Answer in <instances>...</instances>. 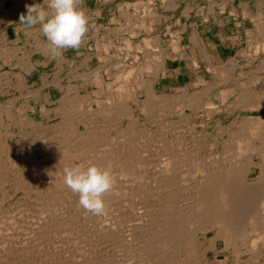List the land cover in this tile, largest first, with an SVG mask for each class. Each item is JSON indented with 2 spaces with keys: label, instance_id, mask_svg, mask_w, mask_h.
<instances>
[{
  "label": "rangeland",
  "instance_id": "obj_1",
  "mask_svg": "<svg viewBox=\"0 0 264 264\" xmlns=\"http://www.w3.org/2000/svg\"><path fill=\"white\" fill-rule=\"evenodd\" d=\"M8 1L11 2V0ZM13 1L14 3L9 5L5 0H0V9H6L0 10V106L4 107L5 110L11 107V110H8L16 116H14L15 120L18 121L16 125L11 126L12 133L2 138L3 144L7 148L0 149L2 152L10 153L12 162H16L15 165L8 167V171L4 173V182H6L3 191L6 192V196L3 193L0 194V264H161V262L163 264H264V237H262L263 239L251 238L252 247H258L256 249L262 256L256 258V253H246L245 251L235 258L233 247L227 246L223 240L217 241L214 230L207 231L209 221L213 220L212 215H210L209 210L206 211V205L200 202L201 200L195 192V187L202 177H208L210 174L222 175L227 169L242 171L243 182L247 185L242 189V192L247 188L248 190L252 189V192H255L253 191L255 189L259 192H255L251 196V192L246 190L248 193L246 197L249 196L247 198L253 199V202L247 199L249 202L246 200L243 203L245 207L241 206L244 207L241 208L243 212L244 209L247 211L241 213V216L245 217L243 223L245 222L247 227L249 226L248 235L255 236L259 232H264L263 223L252 226L248 220V216L253 215V213L264 214V129L254 131L253 135L246 129L251 126L250 120L246 116L264 115V113L238 106L240 103L238 97L242 93L241 96L244 97L245 93L248 94L255 90L261 91L264 88V79L260 78L258 83L253 80L257 77L256 75L259 76L261 73L257 71L260 68L258 66L263 68L260 70L264 74V49L256 52L254 45L251 42L248 43V39L253 41L254 36L259 34V21L255 20L254 22L252 20L250 22L249 28H251L252 34L251 38L245 36L246 43L243 41L242 44L235 45V47L234 44L231 45L235 49L233 48L228 56L225 55L227 59L215 60L217 64H224L230 60L231 64H234V67L227 70V73L233 72V76H230L226 81L227 83L225 82L219 88L225 89V91L231 89L229 95H219L220 90L214 88L208 97L203 98L204 95H201L200 91L204 90L201 89L215 81L210 70L208 73L205 71L206 73L199 77L192 76V81L188 77L180 78L172 75V78L169 79L164 76L159 79V84H157L155 101L143 98L144 100L135 102V104L129 103V107H126L129 109L127 111L118 107L115 108L116 113L114 114L91 116L87 112V95L83 93H91V90L96 87L85 86L81 93L78 86L81 82L80 74L89 71V73L97 74L96 79L98 80L114 76L119 72L118 67L115 66L114 62L111 64L110 62L104 63L106 60L103 59L109 55L112 57L120 55L118 50L111 48L109 53L101 51L104 56L99 58L94 45V21L90 19L89 31L78 51L68 49L62 58L51 57L48 50L43 54L41 51L47 49L46 38L42 36L37 27L36 32L41 34L40 50L33 49V46L29 45L35 31L26 29L20 24V16L26 12H20L19 9L24 6L22 2L33 5L43 3L44 0ZM135 1L125 0L126 3ZM255 1L257 4V0ZM85 3L93 8L96 3L102 5L107 3L110 6L112 2L109 0L106 3L105 0H82L81 6L84 7L83 4ZM224 3L225 0H221L218 5L221 6ZM156 5V9H162L160 4ZM130 10L133 11L134 8ZM122 15L130 16L124 12ZM98 22L105 25L109 24V20L106 18L100 19ZM124 22L126 21L123 20ZM228 26H233V23L229 21ZM227 32H233V30H227ZM111 33L108 34L107 32L105 35L108 40L110 38L114 40L115 34L113 33L110 37ZM210 35L211 32L209 31L207 36ZM137 37L130 36L129 38L135 42V40L142 39L143 36L140 34ZM165 38L163 36V39ZM114 45L121 47L123 42L118 41ZM132 45L133 48L137 47L138 49L140 47L136 43H132ZM248 56L255 58V60L246 65L249 60ZM99 63L101 64L99 65ZM124 63L128 64L129 67L132 66L131 59H125ZM177 64L178 61L170 63L168 66L169 68L174 67V65L176 67ZM239 66L243 69H237ZM95 67L96 70L93 71ZM242 70L248 72L245 74V78L241 73ZM171 72L173 74V71ZM248 78L254 81L253 84H250L252 86L247 85L248 82H251ZM184 85H187V90L183 89ZM74 90L77 92L73 93ZM235 90L238 91V95L234 94V92L236 93ZM175 94L177 95L175 96ZM159 95L161 96L159 97ZM163 95H166V98L174 97L172 101L171 99L169 101ZM221 95H224L223 98L225 97L223 102ZM39 96L40 99L38 100ZM190 97L194 102H191ZM199 97L201 99L198 101ZM234 97H237V101ZM150 100L152 102H149ZM209 101H212L213 104L210 105ZM147 102L151 104L148 103L147 105ZM159 102H163L164 105ZM82 103L87 104V107L85 105L75 106ZM222 103H225L226 106H223ZM49 104L60 109L58 111L53 110L54 107L51 106L50 108ZM143 106L145 108L149 106V109H145ZM161 106L162 108L163 106H165L164 108L167 107L169 111L168 109L160 110ZM64 107L67 109H63ZM171 107L173 108L171 109ZM143 108L145 110L142 113ZM152 109L154 111L150 113ZM146 110L148 113L145 112ZM242 110L244 111L242 112ZM7 121L9 123L10 119ZM22 121L24 123L21 124ZM34 121L36 123L33 124L34 127H31L30 124ZM81 134L84 137L87 136V141L91 142L86 145L87 141L84 143L85 140L82 139ZM75 136H77L76 139H73ZM241 139H244L245 144L248 141L247 144L252 147L250 151L237 155L239 148L237 145ZM77 148L82 149L79 154L76 153ZM121 148L123 149L121 150ZM66 149L69 152H75V154L63 156V150ZM67 150L66 152H68ZM52 153H56L55 158ZM28 155L35 156L37 164H40L30 167L33 157L29 158ZM80 155L84 160L81 159ZM22 162L25 165H21ZM69 163L71 167L75 164L87 165L89 163L111 167L115 178V189L113 188L105 196L108 210L103 218L86 213L78 203V196L73 194L64 184L63 170L70 167ZM26 167L29 173L26 171ZM36 167L37 170L33 172ZM46 170L53 173L47 174L49 172ZM43 171L46 173L45 175ZM47 176L48 178L50 176L48 181H43V184H40L38 178L46 179ZM49 182L53 183L50 184ZM46 183L51 185L48 191L35 187V185L37 187L45 186ZM164 185L166 186L163 187ZM254 203L257 205H253ZM246 205L255 207L258 211L254 212L252 209V213L248 210L251 207ZM77 216L78 218L75 219ZM99 222L109 224L110 230L100 232L98 230ZM242 225L244 226V224ZM183 228L187 229L188 232ZM181 230L186 231L188 241L193 243L192 247L195 246L193 257L186 247L177 244L178 240L174 238L176 235H170L168 232L177 231L175 233L178 234V231ZM11 233L14 234L11 235ZM125 234H128L129 237ZM167 234L175 240L168 237ZM188 234L193 236H188ZM21 241L24 242L21 243ZM195 254L198 256L196 257Z\"/></svg>",
  "mask_w": 264,
  "mask_h": 264
},
{
  "label": "bare ground",
  "instance_id": "obj_2",
  "mask_svg": "<svg viewBox=\"0 0 264 264\" xmlns=\"http://www.w3.org/2000/svg\"><path fill=\"white\" fill-rule=\"evenodd\" d=\"M107 0H105V2H106ZM110 1V0H109ZM119 1V0H118ZM122 1V0H121ZM128 1V0H127ZM96 2V1H95ZM153 2V1H152ZM165 3V2H164ZM121 4V3H120ZM188 4V3H187ZM186 4V5H187ZM106 5H107V3H106ZM170 5V4H169ZM173 5V4H172ZM234 5V4H233ZM16 6V5H15ZM113 6V5H112ZM208 6V5H207ZM221 8H225L226 7V4L224 3V4H221ZM232 6V5H231ZM199 7V6H198ZM95 8V7H94ZM113 8H115L114 6H113ZM151 8V7H150ZM248 8V7H247ZM108 9H109V7H108ZM163 9V8H162ZM190 9H191V7L189 6L188 7V9H186V11L184 12L185 13V15H189L190 14ZM204 9V8H203ZM231 9V8H230ZM84 10V9H83ZM161 10V9H160ZM196 10V9H195ZM198 10V9H197ZM226 10V9H225ZM91 11V10H90ZM111 11V10H110ZM129 11H130V9H129ZM159 11V10H158ZM162 11V10H161ZM204 11V10H203ZM214 9H211V10H209L208 12H207V15L205 14V18L206 19H209L210 17H213L214 19H217L216 18V13H214ZM227 11V10H226ZM251 11V10H250ZM262 11V10H261ZM264 11V10H263ZM109 12V11H108ZM146 12V11H145ZM195 12V11H194ZM216 12V11H215ZM124 13H126V14H128V15H130L131 13H127L126 11L124 12ZM151 13V12H150ZM176 13V12H175ZM183 13V12H182ZM205 13V12H204ZM88 14V13H87ZM180 14V13H179ZM208 14H210V15H208ZM220 14V13H219ZM7 15H9V14H7ZM98 15V14H97ZM165 15H166V13H165ZM204 15V14H203ZM131 16V15H130ZM129 16V17H130ZM196 16V15H195ZM264 16V15H263ZM89 17V16H88ZM170 17V16H169ZM234 17V16H233ZM126 18H128V16L126 17ZM163 18V17H162ZM168 18V17H167ZM187 18V17H186ZM212 18V19H213ZM129 19V18H128ZM148 19L151 21V22H153L152 24H155V26L154 25H152V27H151V25L149 26L148 25ZM264 19V18H263ZM135 20H137V22H138V25H139V27L142 29L141 31L143 32V33H145V35H146V38H145V45L144 46H140L138 49H137V47L136 48H133V45H132V43H131V40L126 36L127 34L126 33H123L122 32V35L120 36V38L121 37H123V45L121 46V47H119V46H115L114 45V40H111V38H110V40H108L107 39V37L105 36V35H107V31H108V29L109 28H102V26H100V27H97V29H96V31H95V35H96V42H95V47H96V49H97V54H98V56H99V58L101 59L104 55L102 54V52L101 51H105V52H107V53H109V51H110V49L111 48H115L116 50H118V52H119V54L120 55H116L115 57H112V56H110L109 54V56L107 57V58H105L104 57V59L103 60H106L104 63H107V62H110V64H111V62H114L115 63V66L116 67H118V70H119V72H117L116 74H114V76H112V77H110V78H103V80H101V79H96V77H98V76H96L97 74H93V73H89V71H84L82 74H80L81 75V77H80V80H81V82H80V84L78 85L79 86V88H80V92L82 93L83 92V88L85 87V86H88L89 88H93V87H96L95 89H92L91 91V93H83V94H85V95H87V104H88V107L86 106L87 104H77V105H75V106H83V105H85L86 107H87V112H88V115H91V116H93V115H103V114H111V113H116V110H115V108H118V107H121V110L122 109H125V111H127V110H129L128 108H126V107H129V103H134L135 104V102H138V101H141V100H144L143 98H146V99H151V100H153V101H155V98H156V94H155V92H157V84H159V79L161 78V77H164V76H166V60H167V58L169 57V54H171V53H175V54H178V55H180V56H183V55H186L187 53L186 52H188V53H190L191 51L193 52V54L195 55V53L196 52H194V50H199L202 46H201V44H200V41H199V35L196 33V32H194L193 33V31H192V33H191V44H189L187 47H185V46H183L182 44H181V35L180 34H182V32L184 31V32H190V30L189 29H187L188 27H185L184 26V24H183V27H185V28H182V32L179 30V31H174L173 33H172V38H171V40H169V42L171 43V44H169V46H170V48H164V47H162V46H160L161 44L159 43V39H158V36H156V37H153V35L151 36V34H152V30L154 29V27H156V29H158V26L160 25V23H161V21H162V19H161V17L159 16H156V14H146V13H144L142 16H140L139 18L137 17V19H135ZM164 20H167V19H164ZM170 20V19H169ZM194 20V19H193ZM227 21V20H226ZM196 22V21H195ZM92 23V22H91ZM94 23V22H93ZM173 24V23H172ZM130 25V24H129ZM170 25V24H169ZM174 25V24H173ZM190 25V24H189ZM193 26H194V23L192 24ZM260 26H261V24H259ZM23 26V25H22ZM178 26V25H177ZM168 27V26H167ZM196 27V26H195ZM19 28V27H18ZM93 28H94V26H93ZM100 28H102V29H100ZM173 28V27H172ZM193 28V27H192ZM134 28H132L131 29V26L130 27H128V25H127V28L126 29H123V31H127V33H132V34H134L135 35V33H136V31L135 30H133ZM181 29V28H180ZM34 31H35V33L33 32V35H32V39H31V41H30V43H29V45L31 46H33V49H39V46H40V44H41V41H40V39H41V34L40 33H38V32H36V30H37V28L36 29H33ZM91 30V29H90ZM93 30V29H92ZM137 31H138V29H137ZM154 31V30H153ZM156 31V30H155ZM230 31V30H229ZM25 32V31H24ZM196 33V34H195ZM239 35V34H238ZM43 36V35H42ZM167 36V35H166ZM212 36V35H211ZM240 36V35H239ZM44 37V36H43ZM242 37V36H241ZM45 38V37H44ZM137 38H139V37H137ZM209 38V37H208ZM131 39H133V38H131ZM170 39V38H169ZM241 39V38H240ZM133 40H135V39H133ZM201 40V39H200ZM119 41H120V39H119ZM165 41V40H164ZM167 41V40H166ZM225 41V40H224ZM229 41V40H228ZM215 42V41H214ZM138 43V42H137ZM252 45H254V47H255V50H256V52H258V51H260L261 49H264V30H262V32H259V34L257 35V36H254V39H253V41H252V43H251ZM203 45V44H202ZM90 46V45H89ZM139 46V45H138ZM228 47V46H227ZM204 48V47H203ZM40 50V49H39ZM47 49H43L41 52L44 54L45 53V51H46ZM82 50V49H81ZM203 49H200V51H199V56H200V58L203 60V62L207 65V67H208V69L211 71V73L214 75L213 77H215V81L214 82H212L211 83V85H205L206 87H203V89H201V90H204V91H200V94L202 95H204L203 96V98H205V97H208L209 95H210V93L212 92V90L214 89V88H218V90H220V92H219V95L220 94H230V92L232 91L231 89H229L228 91H225V89H219L220 88V86L221 85H223V84H225V82L227 81V79L228 78H230V76L232 77L233 76V72L232 73H227V70L229 69V68H232V67H234V64L232 63L231 64V60L229 61V62H227V63H224V64H217V63H215V62H213V57H211L210 55H208V53L206 54L205 52H203L202 51ZM206 50V49H205ZM228 50V49H227ZM240 50V49H239ZM208 51V50H207ZM37 52V51H36ZM81 52V51H80ZM66 53V52H65ZM64 53V54H65ZM78 53V52H77ZM82 54V53H81ZM113 54V53H112ZM79 55V54H78ZM106 55V54H105ZM254 55V54H253ZM80 56V55H79ZM83 56H85V55H83ZM196 56V55H195ZM249 57V60H248V63L246 64V65H249V63L250 62H252L253 60H255V58H253V57H251V56H248ZM69 59V58H68ZM125 59H127V60H132V66H128V64H125L124 63V61H125ZM231 59V58H230ZM43 60V59H42ZM234 60V59H233ZM50 61V60H49ZM62 61V60H61ZM86 61V60H85ZM63 62V61H62ZM87 62V61H86ZM85 62V63H86ZM43 63V62H42ZM66 63V62H65ZM261 63V62H260ZM26 64V63H25ZM41 64V63H40ZM74 64V63H73ZM101 63H99V65H100ZM202 64V63H201ZM85 65V64H84ZM103 66H105L104 64H102ZM72 66V65H71ZM70 66V67H71ZM241 66H243V65H241ZM241 66H239L237 69H241L242 67ZM69 67V66H68ZM67 67V68H68ZM73 67V66H72ZM88 67V66H87ZM198 67V66H197ZM258 67H260L259 69H257V71H259V72H261V73H259V76L258 75H256L257 77V79L256 78H254L253 80H255V82H257L258 83V80L260 79V78H262V79H264V74L262 73V71L260 70V69H263V68H261V66H258ZM103 68H105V67H103ZM248 68V67H247ZM252 68V67H251ZM33 69V68H32ZM98 69V68H97ZM243 69V68H242ZM86 70V69H85ZM88 70V69H87ZM96 70V67H95V69H93V71H95ZM253 70V69H252ZM81 71H83V70H81ZM92 71V72H93ZM241 71V70H240ZM256 71V70H255ZM88 72V73H87ZM168 72V71H167ZM97 73H99V72H97ZM170 73V72H169ZM237 73V72H236ZM244 76V78L246 77L245 76V74L246 73H248V72H244V70H242V72H241ZM172 74V73H171ZM262 74V75H261ZM30 75V74H29ZM28 75V76H29ZM34 75H35V73H34ZM37 76V75H36ZM79 76V75H78ZM209 76H210V73H209ZM30 77V76H29ZM33 77V76H32ZM102 77V76H101ZM234 78V77H233ZM249 79V78H248ZM6 80V79H5ZM213 80V79H212ZM211 80V81H212ZM250 80V79H249ZM251 81V82H248L247 83V85H249V86H252V85H250L251 83L253 84V82L254 81ZM200 81V80H199ZM7 82V81H6ZM204 82V81H203ZM247 82V81H246ZM5 83V82H4ZM191 83V82H190ZM227 83V82H226ZM7 85V84H6ZM183 85V84H182ZM242 85V84H241ZM244 85V84H243ZM187 86V85H186ZM185 85H184V88L183 89H186L187 87H186ZM191 86V85H190ZM238 86H240V85H238ZM237 86V87H238ZM225 87V86H224ZM235 87V86H234ZM61 88H63V87H61ZM76 88V87H75ZM88 88V89H89ZM201 88V87H200ZM244 88V87H243ZM260 88V87H259ZM7 89V88H6ZM10 89V88H9ZM68 89V88H67ZM165 89V88H164ZM193 89V88H192ZM237 89V88H236ZM246 89V88H245ZM244 89V90H245ZM20 90V89H19ZM60 90V89H59ZM62 90V89H61ZM70 90V89H69ZM68 90V91H69ZM187 90V89H186ZM239 90V89H238ZM254 90V89H253ZM64 91V90H63ZM65 91H67V90H65ZM71 91V90H70ZM77 91H78V89H77ZM76 90H74V92L73 93H75V92H77ZM184 91V90H183ZM193 91H195V90H193ZM193 91H192V93H193ZM198 91V90H197ZM217 91V90H216ZM234 91V90H233ZM236 91V90H235ZM241 91V90H240ZM245 91H247V90H245ZM12 92V91H11ZM35 92V91H34ZM203 92V93H202ZM251 93H248V94H246L245 93V95H244V97H242L241 95L243 94H241L239 97H238V100H239V104H238V106L240 107V108H245V109H247V110H249V109H251V110H259V111H261V112H263L264 113V88L260 91H258V90H255V91H250ZM218 93V92H217ZM238 93V91H236V93L234 92V94H236V95H238L237 94ZM38 94V93H37ZM46 94V93H45ZM44 94V95H45ZM77 94V93H76ZM165 94V93H164ZM167 94V93H166ZM169 94V93H168ZM181 94V93H180ZM183 94V93H182ZM67 95V94H66ZM78 95V94H77ZM177 94H175V96H176ZM183 95H185V93L183 94ZM46 96V95H45ZM44 96V97H45ZM47 96H48V94H47ZM161 95H159V97H160ZM164 96V95H163ZM166 96V95H165ZM164 96V97H165ZM169 96V95H168ZM197 96V95H196ZM215 96V95H214ZM223 96L224 95H221V101L223 102V101H225V97L223 98ZM234 96V95H233ZM34 97H35V95H34ZM37 97V96H36ZM63 97V96H62ZM78 97V96H77ZM173 97L174 96H170V97H168V98H166V99H169V101H170V99H171V101H172V99H173ZM183 97V96H182ZM202 97V96H201ZM201 97H199V99H198V101L201 99ZM32 98H33V95H32ZM79 98V97H78ZM164 98V99H165ZM191 98V97H190ZM233 98V97H232ZM235 98V97H234ZM8 99V98H7ZM40 99V96H39V98H38V100ZM45 99H47V98H45ZM44 99V100H45ZM61 99V98H60ZM84 99V98H83ZM158 99V98H157ZM164 99H163V101H164ZM165 99V100H166ZM188 99H189V97H188ZM236 99V101H237V97L235 98ZM35 100V99H34ZM38 100H36V101H38ZM63 100V99H62ZM61 100V101H62ZM78 100V99H77ZM149 101V102H152V101ZM210 100H212V99H210ZM231 100V99H230ZM7 101V100H6ZM8 101H9V99H8ZM13 101V100H12ZM84 101V100H83ZM94 101V103L92 104V102ZM189 101V100H188ZM197 101V102H198ZM206 101V100H205ZM235 101V100H234ZM9 102H11V101H9ZM39 102V101H38ZM149 102H147V105H148V103ZM165 102V101H164ZM191 102H194V101H192V98H191ZM210 102V105L211 104H213V103H211L212 101H209ZM59 103V102H58ZM154 103V102H153ZM160 103V102H159ZM163 102H161L160 104H162ZM206 103V102H205ZM220 103V102H219ZM218 103V104H219ZM231 103V102H230ZM236 103V102H235ZM144 104V103H143ZM145 104H146V102H145ZM149 104H151V103H149ZM158 104V103H157ZM159 104V105H160ZM209 104V103H208ZM237 104V103H236ZM10 105V104H9ZM50 105V104H49ZM48 105V106H49ZM60 105V104H59ZM153 105V104H152ZM154 105H156V104H154ZM163 105H164V103H163ZM185 105V104H184ZM217 105V104H216ZM222 105L223 106H226L225 105V103H222ZM234 105V104H233ZM51 106H53L54 107V105H50L49 107L51 108ZM66 106V105H65ZM146 106V105H145ZM150 106V105H149ZM148 106V107H149ZM158 106V105H157ZM169 106H170V104H169ZM171 106H173L172 104H171ZM179 106V105H178ZM195 106V105H194ZM222 106V107H223ZM44 107H45V105H44ZM125 107V108H124ZM138 107V106H137ZM136 107V108H137ZM144 107V106H143ZM148 107H146V108H148ZM151 107V106H150ZM165 106H163V108H162V106L160 107V110L161 109H170V107H168V105H167V107L166 108H164ZM207 107V106H206ZM216 107V106H215ZM221 107V106H220ZM219 107V108H220ZM230 107V106H229ZM11 108V107H10ZM9 107H8V109H10ZM23 108V107H22ZM40 108V107H39ZM67 109V107H64L63 109ZM70 108V107H69ZM145 108V107H144ZM142 109L141 111H142V113L144 112L143 110H145V109ZM173 107H171V109H172ZM211 108V107H210ZM8 109H6L5 110V108L4 107H2V106H0V149H2V148H5L6 147V145H4L3 144V140H2V138L3 137H5V136H7L8 134H11L12 133V128H11V126L12 125H16V123L18 122V121H16L15 120V115L14 114H12V112L10 111V110H8ZM14 109V108H13ZM16 109V108H15ZM20 109V108H19ZM53 110H56V111H58L60 108L59 107H54V108H52ZM62 109V108H61ZM62 109V110H63ZM65 109V110H66ZM130 109H132L131 108V106H130ZM133 109H135V108H133ZM149 109V108H148ZM155 109H156V107H155ZM159 109V108H158ZM169 109H168V111H169ZM212 109V108H211ZM225 109V108H224ZM81 110H82V108H81ZM115 110V111H114ZM218 110V109H217ZM233 110V109H232ZM18 111V110H17ZM50 111V110H49ZM152 111H154L153 109L151 110V112L150 113H152ZM165 111V110H164ZM164 111H161L162 113L164 112ZM214 111V110H213ZM216 111V110H215ZM219 111V110H218ZM234 111V110H233ZM244 110H242V112H243ZM77 112V111H76ZM82 112V111H81ZM84 112V111H83ZM119 112V111H118ZM140 112V111H139ZM145 112H147L148 113V111L146 110ZM220 112V111H219ZM230 112V111H229ZM44 113V112H43ZM78 113V112H77ZM123 113V112H122ZM126 113H128V112H126ZM146 113V114H147ZM154 113H156V112H154ZM161 113V114H162ZM167 113V112H166ZM223 113V112H222ZM84 114V113H83ZM141 114V113H140ZM145 114V115H146ZM250 114H252V113H250ZM26 115V114H25ZM130 115V114H129ZM15 116V117H14ZM43 116V115H42ZM90 116V117H91ZM113 116V115H112ZM122 116H124V115H122ZM147 116V115H146ZM246 116V115H245ZM150 117H151V115H150ZM166 117V116H165ZM246 117H248V119L250 120L249 121V123L251 124V126L249 127V128H246L248 131H250V134H254L255 132L254 131H260V130H263L264 129V115H262V114H259V115H253V116H246ZM119 118H121V117H119ZM257 120H256V119ZM7 119H10V121H9V123H8V121H7ZM73 119V118H72ZM71 119V120H72ZM90 119H92V118H90ZM94 119V118H93ZM219 119V118H218ZM69 120V119H68ZM63 121V120H62ZM78 121V120H77ZM218 121V120H217ZM12 122V123H11ZM31 122V121H30ZM67 122V121H66ZM22 123H24L23 121L21 122V124ZM34 123H36L35 121L34 122H32L31 124H30V126L31 127H34ZM79 123V122H78ZM262 123V124H261ZM20 124V123H19ZM28 124V123H27ZM26 124V125H27ZM38 124V123H37ZM61 124H63V123H61ZM83 124V123H82ZM18 125V124H17ZM263 125V126H262ZM19 126V125H18ZM56 126V125H55ZM36 127V126H35ZM36 128H38V127H36ZM58 128V127H57ZM65 128V127H64ZM93 128H95V127H93ZM92 128V129H93ZM115 128V127H114ZM19 129V128H18ZM57 131V130H56ZM94 131V130H93ZM112 131V130H111ZM71 132V131H70ZM95 132V131H94ZM97 132V131H96ZM17 133V132H16ZM55 133V132H54ZM61 133V132H60ZM64 133V132H63ZM101 133V132H100ZM127 133V132H126ZM14 134V133H13ZM99 134V133H98ZM82 136H83V134H81ZM81 135H78V136H81ZM90 135V134H89ZM108 135V134H107ZM106 135V136H107ZM81 136V137H82ZM102 136H104V135H102ZM116 136V135H115ZM118 136V135H117ZM120 136V135H119ZM76 137L77 136H75V138H73V139H76ZM91 137V136H90ZM100 137V136H99ZM93 138V137H92ZM112 138V137H111ZM118 138V137H117ZM82 139L83 140H85L84 141V143L88 140V138H87V136L86 137H82ZM97 139H99V138H97ZM245 139V138H244ZM244 139H241L240 141H238V149H237V155L239 154V155H241V154H243V153H245V152H248V151H250L251 150V145H249V144H247L248 143V141H247V143L245 144V141H244ZM249 139V138H248ZM2 140V141H1ZM91 140V139H90ZM96 140V139H95ZM103 140V139H102ZM114 140H116V139H114ZM124 140V139H123ZM74 141V140H73ZM93 141V140H92ZM108 141V140H107ZM117 141V140H116ZM75 142H76V140H75ZM91 141H87L86 142V145H87V143H90ZM120 142V141H119ZM99 143V142H98ZM113 143V142H112ZM7 144V143H6ZM60 144V143H59ZM76 144H78L77 142H76ZM82 144V143H81ZM96 144H97V141H96ZM120 145V144H119ZM78 145H76V147H77ZM102 146H103V143H102ZM121 146V145H120ZM75 147V148H76ZM79 147V146H78ZM89 147V146H88ZM91 147V146H90ZM93 147V146H92ZM7 148V147H6ZM5 148V149H6ZM9 148H12V146H9ZM84 148H86V147H84ZM99 149L101 148L100 146L98 147ZM69 149V148H68ZM78 150L76 151V153H80V150H82V149H80V148H77ZM113 149V148H112ZM123 148H121V150H122ZM67 150V149H66ZM66 150H63V156H66V155H70V154H75V152H69V150H67L68 152H66ZM126 150V149H125ZM5 151H7V150H5ZM110 151V150H109ZM165 151V150H164ZM41 152H43V151H41ZM59 152V151H58ZM66 152V153H65ZM99 152V151H98ZM121 152V151H120ZM123 152V151H122ZM114 153V152H113ZM112 153V154H113ZM117 153V152H116ZM129 153V152H128ZM264 153V152H263ZM14 154V153H13ZM91 154V153H90ZM257 154H261V153H257ZM52 155H53V157L55 158L56 157V153L54 154V153H52ZM52 155H51V157H52ZM93 155V154H92ZM28 156H30V155H28ZM33 158V160H32V163H31V165H30V167L31 166H34V165H38V164H40V163H38L37 164V162H36V157L35 156H33V155H31ZM31 156L29 157V158H31ZM75 156V155H74ZM81 156V155H80ZM79 156V157H80ZM105 156V155H104ZM135 156V155H134ZM14 157V156H13ZM42 157V156H41ZM78 157V158H79ZM88 157V156H87ZM86 157V158H87ZM97 157V156H96ZM101 157V156H100ZM111 157V156H110ZM112 157H113V155H112ZM24 158L26 159V156H24ZM75 158V157H74ZM117 158H118V156H117ZM57 159V158H56ZM81 159H82V156H81ZM120 159V158H119ZM62 160V159H61ZM82 160H84V159H82ZM25 161V160H24ZM129 161V160H128ZM68 162H70V161H68ZM73 161H71L70 163H72ZM95 162H97V161H95ZM15 161H14V163L12 162V160H11V156H10V153H6V152H2L1 150H0V194L1 193H3L4 194V196H6V192H4L3 190H5V189H3V188H5L4 187V183L6 182H4V173H6V171H8V167H11L13 164L15 165ZM70 163H69V165H70ZM117 163V162H116ZM21 165L22 164H24L23 162L22 163H20ZM26 164H27V162H26ZM41 164H42V162H41ZM46 164V163H45ZM62 164H63V161H62ZM96 164V163H95ZM129 164H130V162H129ZM175 164V163H174ZM25 165V164H24ZM53 165H54V163H53ZM68 165V166H69ZM76 165V164H75ZM47 166V165H46ZM55 166V165H54ZM53 166V167H54ZM127 166V165H126ZM162 166V165H161ZM45 167V166H44ZM70 167H71V165H70ZM24 168V167H23ZM35 168V167H34ZM49 168V167H48ZM60 168V167H59ZM59 168H56V170L58 169L59 170ZM62 168V167H61ZM121 168V167H120ZM19 169V168H18ZM32 169H33V167H32ZM44 169V168H43ZM54 169V168H53ZM52 169V170H53ZM132 169V168H131ZM13 170H15V169H13ZM37 170V167H36V169L33 171V172H35ZM256 170V169H255ZM21 171V170H20ZM26 171H27V167H26ZM30 171V170H29ZM46 171H48V170H46ZM62 171V170H61ZM19 172V171H18ZM28 172V171H27ZM26 172V173H27ZM32 172V171H31ZM32 172V173H33ZM44 172V171H43ZM49 172V171H48ZM51 172V171H50ZM50 172L49 173H47V174H50ZM56 172V171H55ZM155 172H156V170H155ZM242 172V171H241ZM240 171H236L235 169H227V170H225V172L222 174V175H216V176H214V175H211L210 174V176H208V177H200L201 179L199 180V182L197 183V185H196V187H195V192L197 193V196H199V198H200V202L202 203V204H204V205H206V211H208L209 210V212L211 213L210 215H212L211 217H212V219L213 220H210L209 221V225L207 226V231L208 230H214L215 231V235H216V237H215V239L217 240V241H220V240H223V243H225L227 246H231V247H233V249L235 250V258L238 256H240L242 253H244L245 251H246V253L247 252H249V253H256V258H258V257H260V256H262L259 252H258V247H256V248H254V247H252V244H253V241L251 240V238H253V237H258L259 239L260 238H262V237H264V232H259V233H257V235H255V236H251V234H247V231H248V228H249V226L247 227V225L245 224V222L243 223V220H245V217L243 218L241 215V213L243 212V210L241 209V208H244L245 206H244V202L248 199V200H251L250 198H247V197H249V196H247L246 197V195L248 194L247 193V191L246 190H248V188L246 189V190H244L243 192H242V189L245 187V186H247L244 182H243V180H244V178H243V176H242V174L243 173H241ZM29 173V172H28ZM37 173V172H36ZM51 173H53V172H51ZM58 173V172H57ZM64 173V172H63ZM124 173V172H123ZM38 174V173H37ZM46 173L44 172V175H45ZM129 174V173H128ZM28 175V174H27ZM166 175V174H165ZM53 176V175H52ZM161 176V175H160ZM203 176H205V175H203ZM27 177V176H26ZM34 177L36 178V176L34 175ZM33 177V178H34ZM9 178V177H8ZM49 178H50V176H49ZM48 178V176H47V178L45 179V178H38V180L40 181V184H43V181H48L47 179H49ZM152 178V177H151ZM171 178V177H170ZM6 179H7V177H6ZM10 179V178H9ZM37 179V178H36ZM35 180V179H34ZM37 180V181H38ZM42 180V181H41ZM61 180V179H60ZM171 180H172V178H171ZM49 181H51V180H49ZM57 181V180H56ZM166 181V180H165ZM170 181V180H169ZM8 182V181H7ZM50 183V182H49ZM46 183L45 184V186H36L35 185V187H36V189H39V188H43L44 190H47L48 191V189L51 187V185L50 184H52V183ZM6 185V184H5ZM167 185H169L168 184V182H167ZM55 186V185H54ZM157 186V185H156ZM155 186V187H156ZM166 185H164L163 187H165ZM56 187V186H55ZM162 187V188H163ZM169 187V186H168ZM167 187V188H168ZM173 187V186H172ZM178 187V186H177ZM33 188V187H32ZM161 188V189H162ZM175 188V187H174ZM255 188V187H254ZM115 189V188H114ZM170 189V188H169ZM178 189V188H177ZM249 189H251L250 187H249ZM165 190V189H164ZM164 190H163V192H164ZM171 190H173V189H171ZM7 191V190H6ZM248 191H250L249 193L251 194V196L255 193V192H258L256 189L255 190H253V191H255V192H252V189L251 190H248ZM45 192V191H44ZM167 192V191H166ZM64 193V192H63ZM259 193V192H258ZM257 193V194H258ZM39 194V193H38ZM43 194V193H42ZM141 194V193H140ZM9 195V194H8ZM7 195V196H8ZM107 195V194H106ZM162 196V195H161ZM256 196V195H255ZM264 196V195H263ZM2 197V196H1ZM254 197V196H253ZM246 198V199H245ZM255 198V197H254ZM2 199V198H1ZM197 199V198H196ZM262 199V198H261ZM6 200V199H5ZM10 200H12V199H10ZM165 200V199H164ZM247 200V201H248ZM253 200V199H252ZM251 200V202H253ZM175 201V200H174ZM257 201V200H256ZM46 202V201H45ZM249 202V201H248ZM261 202H263V200H261ZM26 203V202H25ZM14 205H16V204H14ZM75 205V204H74ZM249 205H251V203H249ZM249 205H246V206H249ZM253 205H257V203H254ZM252 205V206H253ZM260 205V204H259ZM20 206V205H19ZM64 206V205H63ZM202 206V205H201ZM241 206H244V207H241ZM30 207V206H29ZM168 207V206H167ZM177 207V206H176ZM249 207H251V206H249ZM31 208V207H30ZM174 208V207H173ZM205 208V207H204ZM247 208V207H246ZM17 209V208H16ZM254 210V212L256 211H258L257 209H255V207H251V208H248V210H250V212H252L253 213V211H251V210ZM21 210V209H20ZM24 210V209H23ZM81 210V209H80ZM160 210V209H159ZM163 210V209H162ZM260 210V209H259ZM66 211V210H65ZM170 211V210H169ZM174 211V210H173ZM261 211V210H260ZM67 212H69L68 210H67ZM244 212H247L245 209H244ZM243 212V213H244ZM249 212V211H248ZM78 213V212H77ZM81 213V212H80ZM173 213V212H172ZM83 214V213H82ZM261 214V213H260ZM258 214V213H253V215H251V216H248L249 218H248V220L250 221V223L252 224V226L253 225H257V224H260V223H263L264 224V214ZM80 215V214H79ZM247 215V214H246ZM84 217V216H83ZM120 217V216H119ZM184 217V216H183ZM211 217H210V219H211ZM76 218H78V216L77 217H75V219ZM87 218V217H86ZM102 218H103V216H102ZM165 218V217H164ZM181 218V217H180ZM185 218V217H184ZM247 219V218H246ZM21 220V219H20ZM79 220V219H78ZM107 220V219H106ZM161 220V219H160ZM176 220V219H175ZM197 220V219H196ZM202 220V219H201ZM77 221V220H76ZM100 221V220H99ZM104 221V220H103ZM166 221V220H165ZM181 221V220H180ZM160 222V221H159ZM174 222H176V221H174ZM197 222H199V221H197ZM78 223H80V222H78ZM100 223V222H99ZM167 223V222H166ZM10 224V223H9ZM60 224V223H59ZM84 224V223H83ZM82 224V225H83ZM107 224V223H106ZM103 224V222H101L99 225H98V230L100 231V232H102L103 233V231H107V230H110V226H109V224ZM170 224V223H169ZM178 224V223H177ZM198 224V223H197ZM201 224V223H200ZM242 224H244V226L242 225ZM53 225V224H52ZM202 225V224H201ZM261 225V224H260ZM84 226V225H83ZM200 226V225H199ZM198 226V227H199ZM170 227V229H171V225L169 226ZM182 227H184V226H182ZM2 228V227H1ZM68 228V227H67ZM70 228V227H69ZM73 228V227H72ZM112 228V227H111ZM132 228V227H131ZM133 228H134V226H133ZM136 228V227H135ZM179 228H181V227H179ZM185 228V227H184ZM183 228V229H184ZM187 228H188V226H187ZM9 229H10V227H9ZM14 229V228H13ZM74 229V228H73ZM165 229V228H164ZM169 229V228H168ZM182 229V228H181ZM203 229V228H202ZM18 230V229H17ZM49 230V229H48ZM97 230V231H98ZM174 230V229H173ZM184 230H187V229H184ZM184 230H181V231H178V234H176L177 233V231H172L171 233H170V231H168L169 232V234L170 235H176V237L174 236V238L175 239H177L178 240V245L179 246H183L184 248L186 247L188 250V252L192 255V257L194 256V250H195V246L194 247H192L193 246V243L192 242H190V241H188V239H187V237H186V231L184 232ZM194 230H196V229H194ZM7 231H8V229H7ZM15 231V230H14ZM96 231V230H95ZM118 231V230H117ZM124 231H126V230H124ZM131 231H132V229H131ZM16 232V231H15ZM128 232V231H127ZM161 232V231H160ZM187 232H188V230H187ZM192 231H190V233H191ZM195 232V231H194ZM109 233H111V232H109ZM167 233V232H166ZM193 233V232H192ZM14 234V233H13ZM12 233H11V235H13ZM17 234V233H16ZM10 235V236H11ZM125 235H128V234H125ZM190 235H192V234H188V236H190ZM210 235V234H209ZM14 236H16V235H14ZM13 236V237H14ZM165 236V235H164ZM167 236H168V234H167ZM166 236V237H167ZM193 236V235H192ZM191 236V237H192ZM12 237V236H11ZM114 237V236H113ZM127 237V236H126ZM128 237H129V235H128ZM157 237V236H156ZM160 237H162V236H160ZM168 237H170V236H168ZM167 237V238H168ZM44 238V237H43ZM166 238V239H167ZM170 238H172V237H170ZM198 238V237H197ZM41 239V238H40ZM39 239V240H40ZM128 239V238H127ZM166 239H165V241H166ZM173 239V238H172ZM175 239H173V240H175ZM193 239V238H192ZM263 239V238H262ZM24 240V239H23ZM48 240V239H47ZM169 240V239H168ZM171 240V239H170ZM189 240H190V237H189ZM256 240V239H255ZM17 241V240H16ZM22 242H24V241H21V243ZM30 242V241H29ZM50 242V241H49ZM168 242V241H167ZM170 242V241H169ZM175 242V241H174ZM177 242V241H176ZM255 242V241H254ZM31 243V242H30ZM29 243V244H30ZM195 243V242H194ZM172 244H173V242H172ZM176 244V243H175ZM211 244V243H210ZM31 245V244H30ZM163 245V244H162ZM168 245V244H167ZM195 245V244H194ZM164 246V245H163ZM261 246V245H260ZM24 247V249H26L25 248V246H23ZM27 247V246H26ZM238 247V248H237ZM28 248V247H27ZM30 249H31V247H29ZM194 248V249H193ZM261 249H262V246H261ZM174 250V249H173ZM186 251V250H185ZM264 251V250H263ZM262 251V252H263ZM261 252V251H260ZM27 253V252H26ZM230 253V252H229ZM248 253V254H249ZM20 256V255H19ZM195 256L197 257L198 255H196L195 254ZM249 256V255H248ZM55 257V256H54ZM160 257V256H159ZM249 257H251V255L249 256ZM254 257V256H253ZM51 259H52V257H51ZM194 260V259H193ZM196 260V259H195ZM164 261V260H163ZM200 261V260H199ZM237 261V260H236ZM201 263V262H200ZM161 264H163V262H161Z\"/></svg>",
  "mask_w": 264,
  "mask_h": 264
},
{
  "label": "crops",
  "instance_id": "obj_3",
  "mask_svg": "<svg viewBox=\"0 0 264 264\" xmlns=\"http://www.w3.org/2000/svg\"><path fill=\"white\" fill-rule=\"evenodd\" d=\"M5 1L6 3H9V5L12 2L14 3L13 0H11V2H9L8 0H5ZM114 1L110 0V2H112L110 6H108V4L102 5V4L96 3V6H94L95 8L94 7L90 8L86 3L83 4L84 7L80 5V7L84 9L86 15L89 16V20L92 19L94 21L93 24H94L95 31L97 27H100V26H102V28L104 27L111 28L107 32L109 34L111 33L112 30H114L110 34V37L112 36L113 33L115 34V37H114L115 43H118L119 39H120V42H123V37L120 38V36L122 35V32L126 33L127 34L126 36L128 38L130 36L137 37V35L142 34L143 36L142 39L135 40V42L131 41V43L133 42L134 44L136 43V45L144 46L145 41H146L145 40L146 35L145 33L141 31L142 29L139 27V25L137 24V20L135 19H137V17L139 18L144 13L146 14L153 13V14H156V16L158 17L160 16L162 19L160 25L158 26V29L154 27L153 29L154 31L152 30V34H151V36L153 35V37L158 36L159 43L161 44L160 46L167 48V49L170 48L169 44H171L170 43L171 41L169 42V40H171L172 38V33L174 31H179V30L181 31L182 28L188 27L187 29L190 30L189 33L181 31L182 32V34H180L181 44L185 47L191 44V39H190L191 33L194 30L193 32H196L199 35V41L202 46L200 49H203L202 50L203 52L205 53L207 52L208 55L213 57V62L219 59L221 60L227 59L225 55L228 56L229 53L232 51V49L235 47V45L236 46L240 45L243 43V41L245 43L247 42V39H244L245 36H248V38L249 37L251 38L252 31H251V28H249V24L250 22H252V20L254 22L255 20L259 21V24H261V26H259V32H262V30H264V19H263L264 18L263 16L264 15V11H263L264 4H260L262 2L264 3V0H257L258 2L257 4L255 3L256 2L255 0H225V4H226L225 8H221L222 6L218 5L221 0H136L135 2H131V3L130 2L126 3L125 0H122V1L114 0ZM156 4H160L162 6L163 8L161 9L162 11L155 8V6H157ZM22 5H24L23 8H20L19 10L20 12H26L24 14L26 16L27 14L26 6H28L29 4H23L22 2ZM112 5L115 8H113ZM189 6L191 7L190 9L191 12L187 16L185 15L184 12L186 11V9H188ZM133 8H134L133 11L132 10L129 11V9H133ZM212 8H214V10L216 11L215 13H216L217 19H214L213 17L206 19L205 14L207 15V12L211 10ZM0 10L3 11L6 9H0ZM9 10L13 11V9H10V8ZM125 11L127 13H131L130 14L131 17L128 16L129 19L122 15V12H125ZM109 13H110V16L108 17ZM103 17L109 20L108 25L98 22V20L104 19ZM164 19H167V20H164ZM123 20H125L126 22L123 23ZM229 21L233 23V26L231 27L228 26ZM147 22L149 26L150 25L151 27L152 25L155 26V24H152L153 22H151L149 19ZM193 23H194V26L192 25ZM183 24L184 26L185 25L186 26L183 27ZM127 25L128 27L131 26V29L134 28L133 30L136 31L135 35L132 33H127V31H123V29L127 28ZM227 30H233V32H227ZM209 31L211 32L212 36L211 35L207 36ZM163 36L166 38L163 39ZM94 37H95V41H94V45H95L96 35ZM250 42L252 43V40L250 41L248 39V43ZM231 45H233L234 47H231ZM200 49L194 50V52H196L195 53L196 56L193 54L192 51L190 53L186 52L187 54L183 56H180L175 53L169 54V57L166 60L167 61L166 62V76L169 79L172 78V75H175L180 78L188 77L190 81H192V76L199 77L203 73H206V72L208 73L209 69L207 65L203 62V60L200 58L198 54ZM177 61H178V64L176 67H175L176 65L175 64L174 67L169 68L168 65H170V63H174ZM171 71H173V74H171L172 73Z\"/></svg>",
  "mask_w": 264,
  "mask_h": 264
},
{
  "label": "clouds",
  "instance_id": "obj_4",
  "mask_svg": "<svg viewBox=\"0 0 264 264\" xmlns=\"http://www.w3.org/2000/svg\"><path fill=\"white\" fill-rule=\"evenodd\" d=\"M81 4L82 0H44L28 5L27 15L20 16V24L29 30L38 27L46 38L50 56L62 58L68 49L78 51L89 31V17ZM63 171V182L78 196L80 207L93 216L105 215L108 210L105 196L115 184L111 167L89 163Z\"/></svg>",
  "mask_w": 264,
  "mask_h": 264
}]
</instances>
